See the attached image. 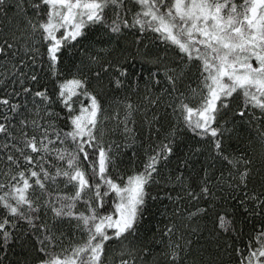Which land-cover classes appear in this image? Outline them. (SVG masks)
Masks as SVG:
<instances>
[{
	"label": "snow or ice",
	"instance_id": "6c2138e0",
	"mask_svg": "<svg viewBox=\"0 0 264 264\" xmlns=\"http://www.w3.org/2000/svg\"><path fill=\"white\" fill-rule=\"evenodd\" d=\"M0 264H264V0H0Z\"/></svg>",
	"mask_w": 264,
	"mask_h": 264
},
{
	"label": "trees",
	"instance_id": "16d2710c",
	"mask_svg": "<svg viewBox=\"0 0 264 264\" xmlns=\"http://www.w3.org/2000/svg\"><path fill=\"white\" fill-rule=\"evenodd\" d=\"M238 3H241L242 0H237ZM129 20H131V17L129 16ZM95 34V33H93ZM135 34H140L139 30L137 29L135 31ZM119 41L120 46L123 47L124 49V53L125 54H121L120 55V59L122 61L125 62V64L129 67V69L131 70V74L128 78H126L124 80V85L122 88H120L118 90L117 93H115V95L118 96H126L129 93H131L132 97H138L141 94H143V90L145 87V81L147 80V76L146 73L150 72L151 66L145 62L144 58H143V54L145 52H154L157 48H159L161 51H163L165 45L162 44L161 41H159V39L151 32H148L146 35H144L142 37V40L137 42L134 39V34L132 30H127L123 35L119 36L116 38ZM75 47V46H74ZM116 52L120 51V47H116L115 49ZM93 54L95 55L96 53L93 52ZM114 52H109L106 53L105 55H114ZM78 55V53H77ZM134 80L139 82V90H137L136 85L134 83ZM41 87H43V84L40 85ZM163 86V85H161ZM35 88V85L33 86ZM156 91H159V89H156ZM235 104V102H234ZM163 107V106H161ZM142 117V114H137V123H136V127L139 129L140 128V119ZM246 119V118H244ZM244 119L239 120V124L240 127L242 129L247 128V124L244 123ZM201 143V144H205L206 141L200 140V138L198 137H194L193 134H191L190 132L187 133V139L185 144L183 145L184 148L188 147V144L191 143L192 147L196 146V143ZM127 154L130 155L131 154V149L127 150ZM179 155V153H178ZM189 155H191V153H189ZM203 158V153L201 154V159ZM175 159L176 157L174 156L172 158V162H171V167L173 169L172 175H175L176 172H180L181 169L176 167L175 165ZM193 159H195V157H193ZM169 166L165 165L164 166V170H165V174H167V168ZM185 176L188 175V172L185 171L184 172ZM236 199H240L239 196L236 197ZM221 206L225 207V208H230L231 205L225 203L224 200L221 201ZM190 210V209H189ZM243 215L242 213H237V224L239 225L241 223L239 217ZM145 223L147 224L148 222L145 221ZM161 223H163V221H161ZM252 228L251 224H246L245 225V230L246 231H250ZM150 235L149 234H145ZM114 246V242L113 245H109V247H113ZM241 246H243V244H241Z\"/></svg>",
	"mask_w": 264,
	"mask_h": 264
}]
</instances>
